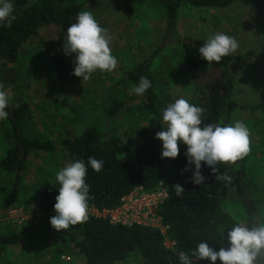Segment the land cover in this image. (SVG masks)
Returning <instances> with one entry per match:
<instances>
[{
    "label": "rangeland",
    "instance_id": "1",
    "mask_svg": "<svg viewBox=\"0 0 264 264\" xmlns=\"http://www.w3.org/2000/svg\"><path fill=\"white\" fill-rule=\"evenodd\" d=\"M34 1L15 0V8ZM83 10L91 11L107 29L118 65L111 73L98 70L88 81L80 78L67 84L65 91L73 109L62 105L64 95L51 63L57 38L55 25L41 26L19 46L17 59L0 68L3 90L12 97L9 105L27 104L21 127L24 136L51 140L54 145L50 152L30 153L19 191L9 206L4 205V199L14 176L0 168V234L22 237L17 244L0 247V264H85L76 248L53 237L51 226L37 207V192L55 185L50 181L70 162L62 139L79 136L87 126H96L105 141L117 137L128 148L139 143L140 129L149 115L143 97L132 91L135 84L122 77L161 46L150 69L160 99L167 106L176 99L191 102L195 98L193 72L187 67L182 48L184 37L206 40L222 32L238 41L239 48L232 54L235 58L228 65L237 103L231 125L236 121L245 124L250 152L240 161V187H230L224 207L237 222L250 226L264 223V9L241 1L205 7L186 2L176 13V32L171 29L172 35H166L169 18L159 0H84ZM13 141L7 119L0 120V160ZM88 213L93 211L88 209ZM166 244L171 246L168 240ZM140 261V254L132 252L113 264Z\"/></svg>",
    "mask_w": 264,
    "mask_h": 264
},
{
    "label": "trees",
    "instance_id": "2",
    "mask_svg": "<svg viewBox=\"0 0 264 264\" xmlns=\"http://www.w3.org/2000/svg\"><path fill=\"white\" fill-rule=\"evenodd\" d=\"M166 9L169 24L167 34L176 32V13L181 4L194 6H226L235 2H247L264 9L260 0H159ZM84 0H35L33 3L14 10L17 19L11 28L0 27V68L7 62L17 59L18 48L28 37L38 32L43 25L53 24L57 27L55 50L51 60L57 85L63 93L62 105L70 107L66 95V85L76 83L79 77L73 75L74 54L65 55L63 43L67 28L75 22ZM172 29V30H171ZM166 40V39H165ZM187 67L193 72L195 98L189 102L205 110L203 123L231 125V115L237 103L234 100V83L228 70L234 55L223 57L220 63L207 62L200 57L199 47L205 39L184 37L181 39ZM165 44V43H164ZM163 45V44H162ZM163 48V46H161ZM155 50L146 59L134 65L124 73L125 81L137 85L141 76L151 82V87L142 95L143 106L149 115L148 122L140 129L141 139L134 147L128 148L112 137L105 141L100 130L90 125L79 136L63 138L61 144L73 162L84 160L87 166L85 182L90 186L88 208L98 211L114 209L120 204L123 195L136 188L146 191L154 190L158 185L165 188L167 196L158 208L165 234L159 229L140 224L124 225L110 222L107 218L89 213L87 222L70 226L67 230L57 232L49 222L55 215L53 205L58 195L59 185L41 187L37 192V207L51 226L53 237L70 243L84 257L85 264H113L123 261L132 252L140 254V264H180L178 254L185 251L194 264H211L208 260L196 261L191 256L199 242L205 241L216 248L227 247V231L237 221L225 210L224 202L231 186L240 187L242 170L240 161L230 165L219 163L217 174L231 177L230 182L217 180L210 167L202 162L201 173L206 178L203 184L191 181L194 165H188L185 156L187 146L179 144L177 158H161L162 141L155 133L165 127L162 121V109L166 104L160 99L153 86L151 64ZM264 106V104H262ZM250 109L257 106H249ZM26 103L10 106L7 121L13 137V145L0 160V168L13 172L14 182L6 194L4 205H11L19 191L26 161L31 152L54 149L51 140H30L21 130ZM89 157L102 160L103 171L92 170L87 161ZM243 159V158H242ZM187 171H184L185 167ZM179 184L184 188L181 197L175 196L172 186ZM250 226V225H249ZM166 240L171 246L166 244ZM22 241L20 234H0V247L17 244ZM216 264H220L217 260Z\"/></svg>",
    "mask_w": 264,
    "mask_h": 264
},
{
    "label": "clouds",
    "instance_id": "3",
    "mask_svg": "<svg viewBox=\"0 0 264 264\" xmlns=\"http://www.w3.org/2000/svg\"><path fill=\"white\" fill-rule=\"evenodd\" d=\"M14 10L15 0H0V27H12L17 19ZM110 42L107 29L100 26L91 11L78 12L75 22L66 30L63 43L64 54H74L72 74L88 81L98 70L113 72L118 61L111 52ZM238 48V41L234 37L217 32L208 36L198 51L200 57L211 64L220 63L223 57L236 53ZM151 86V82L141 76L132 91L142 96ZM3 89L4 84L0 82V120L8 118L9 112L6 109L12 100L11 95ZM161 111L165 127L155 133V137L162 141L161 158H177L179 144L183 143L187 146L185 156L188 165H194L192 183L203 184L206 179L201 173L202 162L216 174L217 180L230 182L231 177L228 175L217 174V165H230L250 152L249 131L245 124L242 121L224 126L204 124L205 110L184 98L176 99ZM87 163L93 171H103L102 160L89 157ZM187 170L186 166L184 171ZM87 171L84 160L77 159L62 167L55 179L50 181L59 185L53 205L56 214L49 218L50 225L57 232L85 223L89 218L90 186L85 182ZM172 188L177 197H181L185 191L179 184H174ZM226 239L227 247L218 250L201 241L191 250V256L196 261L208 260L211 264H216L217 260L220 264H264V223L249 226L246 222H236L227 231ZM178 259L180 264H194L185 251L179 252Z\"/></svg>",
    "mask_w": 264,
    "mask_h": 264
},
{
    "label": "built area",
    "instance_id": "4",
    "mask_svg": "<svg viewBox=\"0 0 264 264\" xmlns=\"http://www.w3.org/2000/svg\"><path fill=\"white\" fill-rule=\"evenodd\" d=\"M167 193L163 186L158 185L154 190L146 191L136 188L122 196L120 204L114 209L98 211L88 208L93 214L107 218L110 222L124 225L140 224L159 229L165 234V226L158 214V208L166 198ZM92 214V213H91Z\"/></svg>",
    "mask_w": 264,
    "mask_h": 264
},
{
    "label": "crops",
    "instance_id": "5",
    "mask_svg": "<svg viewBox=\"0 0 264 264\" xmlns=\"http://www.w3.org/2000/svg\"><path fill=\"white\" fill-rule=\"evenodd\" d=\"M198 39H200V38H198Z\"/></svg>",
    "mask_w": 264,
    "mask_h": 264
}]
</instances>
